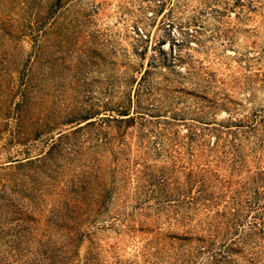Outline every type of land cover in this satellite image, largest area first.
Masks as SVG:
<instances>
[{
  "label": "rangeland",
  "instance_id": "rangeland-1",
  "mask_svg": "<svg viewBox=\"0 0 264 264\" xmlns=\"http://www.w3.org/2000/svg\"><path fill=\"white\" fill-rule=\"evenodd\" d=\"M52 1L35 4L45 10ZM258 1L252 11L243 8L234 17L237 9L223 10L230 0H62L37 43L28 37L0 41V264L59 260L66 234L76 230V201L93 198L97 186H108L111 166L110 150L104 149L101 168L82 175L91 142L81 143L76 123L110 98L116 100L128 88V76L147 68L149 86L141 103L158 114L160 126L169 128L159 136H141L128 128L122 145L113 148L118 171L98 220L136 198L156 196L136 188V179L142 185L151 176L154 188L163 180L169 190L187 184L186 129L167 124L165 118L188 117L201 104L193 91L205 82L194 75L215 73L222 81L212 90L231 95L240 110L264 106V0ZM20 2L11 0L7 7L15 12ZM24 83L28 94L16 121L13 90ZM214 112L218 119L227 116L223 109ZM106 132L115 135L112 124ZM41 154L40 161L14 167L16 160ZM123 165L136 168L137 176L124 175ZM160 225L164 231L175 229ZM122 230L111 224L94 232V251L105 257L98 264L144 263L143 233L124 235ZM87 247L84 240L80 257ZM248 256L236 254V264H248ZM261 258L259 264L264 263Z\"/></svg>",
  "mask_w": 264,
  "mask_h": 264
},
{
  "label": "trees",
  "instance_id": "trees-1",
  "mask_svg": "<svg viewBox=\"0 0 264 264\" xmlns=\"http://www.w3.org/2000/svg\"><path fill=\"white\" fill-rule=\"evenodd\" d=\"M36 1L21 0L18 10L13 12L7 7L11 0H0V41L17 42L28 37L37 43L46 35L62 0H53L45 10L35 4ZM259 4L258 0L255 3L230 0L223 10L237 9L234 17H238L243 8L252 11ZM3 53L0 52V57ZM150 66L154 67L151 63ZM148 73L145 68L137 75L128 76L129 86L116 100L112 102L110 98L100 108L78 118L76 132L81 143L91 142L87 147L91 156L81 173L91 174L88 169L96 173L104 162L103 151L107 149L111 155L109 181L108 186H97L93 198L76 201V230L66 234V246L56 264H98L100 259L105 262V257L94 251L96 246L91 238L96 230L111 224L121 226L124 235L143 233L145 241L140 247V253L146 258L143 264H236V254L249 255L248 264H259L264 255V106L240 110V103L231 95L212 90L215 83L222 80L210 71L194 75L205 82L201 90L193 91V96L201 102L196 104V110H191L188 117L165 118L167 124L185 126L187 184L169 190L163 180L161 186L154 188L151 176L142 185L136 179V188L150 195L156 193V196H152V200L136 198L127 208L107 213L106 218L98 220L108 207L106 197L114 189V173L118 171V153L113 148L122 145L128 128L132 127L141 136L151 133L159 136L169 128L160 126L158 114H152L141 103V96L149 86ZM28 89L24 83L13 90L18 100L12 112L16 121L21 116ZM216 109L225 110L226 118H216ZM150 123L156 128H149ZM111 124L115 131L113 136L106 132ZM171 132L178 137L177 130ZM44 156H26L24 161L16 160L14 167L40 161ZM133 169L122 167L124 175L134 173L135 177L137 169ZM80 183L83 192L86 186L83 181ZM122 203L126 205L125 201ZM136 217L141 220L138 218L134 226ZM164 223L175 229L162 230L160 224ZM84 240L88 241V249L80 257L79 247Z\"/></svg>",
  "mask_w": 264,
  "mask_h": 264
}]
</instances>
